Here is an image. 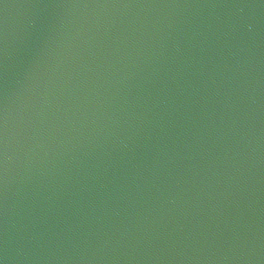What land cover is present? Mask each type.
<instances>
[{
    "label": "water",
    "instance_id": "95a60500",
    "mask_svg": "<svg viewBox=\"0 0 264 264\" xmlns=\"http://www.w3.org/2000/svg\"><path fill=\"white\" fill-rule=\"evenodd\" d=\"M0 264H264V0H0Z\"/></svg>",
    "mask_w": 264,
    "mask_h": 264
}]
</instances>
